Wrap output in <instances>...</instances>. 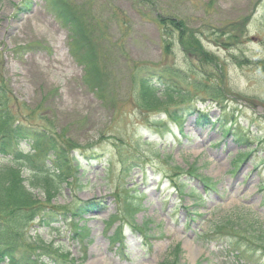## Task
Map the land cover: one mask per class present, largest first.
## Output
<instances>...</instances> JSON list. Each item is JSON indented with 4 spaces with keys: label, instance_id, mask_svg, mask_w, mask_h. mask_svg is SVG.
I'll return each instance as SVG.
<instances>
[{
    "label": "rangeland",
    "instance_id": "1",
    "mask_svg": "<svg viewBox=\"0 0 264 264\" xmlns=\"http://www.w3.org/2000/svg\"><path fill=\"white\" fill-rule=\"evenodd\" d=\"M67 1L83 15L104 74L92 88L41 0H0V101L23 124L83 147L75 152L83 168L57 205L98 206L49 228L34 224L29 238L64 264H237L228 234L246 253H263L264 0ZM162 18L184 23L183 38ZM167 66L193 94L182 132L151 116L140 96L139 78ZM198 82L219 89V102ZM160 98L158 110L186 103ZM152 120H162L157 133ZM216 120L232 132L220 136ZM204 233L215 239L201 242Z\"/></svg>",
    "mask_w": 264,
    "mask_h": 264
},
{
    "label": "trees",
    "instance_id": "2",
    "mask_svg": "<svg viewBox=\"0 0 264 264\" xmlns=\"http://www.w3.org/2000/svg\"><path fill=\"white\" fill-rule=\"evenodd\" d=\"M41 1L47 12L66 31L69 42L73 45H71V51L84 66L88 86L91 88L97 86V83L103 79L100 75L102 69L95 50L90 46L89 36L86 35V29L82 23L83 15L67 0ZM160 23L173 25L180 37L184 34V30L186 31L185 24L174 18H162ZM153 70L155 72L152 76L147 74L145 76L148 78H139L143 88V93L140 95L143 105L152 111L151 116L164 114L170 122L181 128L184 118L195 111L193 94L186 89L190 83L182 71L177 72L173 67L167 66L165 69L160 67ZM181 79L184 80L183 84L179 82ZM193 84L196 89L206 88L210 92L208 96L217 101L212 96L217 94L219 89L209 88L202 82ZM161 96L168 100L167 102L180 98L186 100V103L181 104L180 107H173L172 111L169 107L158 110L157 108L162 104ZM18 114L17 112L15 115L11 111L7 100L6 103L0 101V262L4 264H53L52 261L55 264L68 263L67 260L64 261L55 256L48 247L31 240L27 230L34 224L39 228H49L59 219H69L71 217L68 216L72 214L78 215L76 212L84 213L98 208L96 205L91 207L90 203L83 201L69 208L66 205H57L56 197L64 190L63 185L66 182L68 184L70 177L78 174L79 168H83L75 154L78 148L82 150L83 147L73 143L74 141L69 140L62 133L23 124ZM198 115L200 116L198 121L201 119L202 122L208 123V116ZM161 121L152 120L148 128L157 133ZM162 126L167 127L164 124ZM220 128L223 129L221 134L232 132L229 125L226 126L224 122H221ZM244 140L246 138L240 139L239 144H244ZM248 155L249 153L244 154V157ZM85 157L93 159L97 155L87 154ZM26 173L28 174L25 175ZM203 181L210 185L206 180L203 179ZM137 205L138 203L133 207ZM228 235L232 236V234ZM244 242L241 238H237L232 240L233 245L229 244L230 250L236 254L235 256L239 255L244 262L240 261L241 264H254L255 257L264 256V252L257 253V249L261 250L257 247L253 252L246 253L237 245ZM35 247L40 251H36Z\"/></svg>",
    "mask_w": 264,
    "mask_h": 264
}]
</instances>
